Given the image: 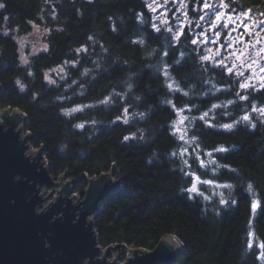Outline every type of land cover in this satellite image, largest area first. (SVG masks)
Listing matches in <instances>:
<instances>
[{
  "label": "trees",
  "instance_id": "trees-1",
  "mask_svg": "<svg viewBox=\"0 0 264 264\" xmlns=\"http://www.w3.org/2000/svg\"><path fill=\"white\" fill-rule=\"evenodd\" d=\"M188 1L193 12L198 0ZM0 4V107L27 115L32 148H45L55 178L99 177L117 167L121 188L95 218L103 248L151 252L173 235L185 247L174 264H264V115L252 110L264 108V89L241 100L234 79L199 60L188 30L174 42L165 25L153 28L148 0ZM229 7L264 18V0H230ZM34 28L46 32L45 49L24 57L18 39ZM169 101L188 117L184 142ZM194 182L198 192L189 193ZM86 188L83 181L74 194L83 199Z\"/></svg>",
  "mask_w": 264,
  "mask_h": 264
},
{
  "label": "water",
  "instance_id": "water-1",
  "mask_svg": "<svg viewBox=\"0 0 264 264\" xmlns=\"http://www.w3.org/2000/svg\"><path fill=\"white\" fill-rule=\"evenodd\" d=\"M27 124L19 109L0 107V264H174L184 254L173 235L151 252L122 244L103 248L95 218L101 203L121 188L116 165L99 177L57 179L45 148L33 151ZM83 181L87 188L79 199L74 192ZM119 252L129 253L124 263Z\"/></svg>",
  "mask_w": 264,
  "mask_h": 264
},
{
  "label": "snow or ice",
  "instance_id": "snow-or-ice-1",
  "mask_svg": "<svg viewBox=\"0 0 264 264\" xmlns=\"http://www.w3.org/2000/svg\"><path fill=\"white\" fill-rule=\"evenodd\" d=\"M167 3V0H165ZM230 0L229 3H225L224 0H219V2H214V0H198L197 3V11L202 12V15H199V21H204L208 23V27L205 28L204 25L200 22L195 23L194 28L199 29V31L192 30L189 32V36L191 37L190 43L195 45L196 47L193 49L194 52H199V60L201 62H206L207 64H211L213 67L220 68L222 73H226L229 76H235L236 82L239 85L240 89H249L258 90L256 85L251 83L252 80H259L260 81V89H264V76L259 75V73H264V63H259L257 59L253 58V54L255 57H259L260 60H264V56L261 54L264 53V46L257 48L258 44H261V39L258 37L260 36V32H264V21L256 22L250 15L251 9H244L239 12L235 13V18H233V10L230 9ZM4 5L0 4V8H3ZM149 8H152V5H148ZM187 3H180L176 5L177 10L183 9V15L185 19L183 21H179L176 24V31L174 32L172 27H168L169 21L164 20L163 23L166 26V30L171 33L172 39L174 42H179L180 37L184 35V28L187 25L190 29H193V22L188 19L187 13ZM155 11V9H152ZM227 10V14L226 11ZM264 15V14H262ZM207 18V19H206ZM245 19L247 23H245ZM229 23L232 24V27H229ZM253 25L251 30H249V26ZM153 28L157 32L160 31V28L156 25H153ZM243 29V31H241ZM227 30V33L224 37V42H220L221 31ZM258 30V31H257ZM237 33L236 37H233V33ZM247 36L248 39L245 40L244 37ZM188 37H186L187 39ZM143 43V41H140ZM240 45H243L241 47ZM231 49V51H229ZM251 49V51H249ZM79 51V50H78ZM86 51V49H85ZM164 55L167 56L168 53L164 52ZM181 58H183L184 53L181 52ZM244 57V59H242ZM251 61V62H249ZM179 63V61H177ZM255 65V67H253ZM259 70V71H257ZM87 71V70H85ZM245 72H248V75H245ZM165 76H168L167 72V65H165ZM54 82V81H53ZM19 83V82H18ZM231 86V84H229ZM23 87V86H21ZM169 89H173V84H168ZM177 91H183L179 89L178 86L175 89ZM220 91V89H217ZM184 95H188L187 92L183 93ZM236 95L241 100H247L248 97L246 95H241L239 92ZM106 101H102V103H106ZM168 103L172 104L171 101ZM228 103H233L232 101H228ZM172 107L176 109L175 104H172ZM221 105H213L212 108H219ZM253 111H258L262 115H264V108H256L253 106ZM71 111H77V109H72ZM184 111L183 108L176 109L177 114L179 115ZM211 111V109L209 110ZM125 114H127V109H124ZM209 112H204L199 119L205 120V117H208ZM119 119V118H118ZM187 116H183L179 124H182L184 120H187ZM195 119V117H193ZM243 120H248L249 117L245 115L242 117ZM125 122H127L125 120ZM208 123V121H205ZM234 125L233 124H224L221 127L225 129H231ZM255 127V125H252ZM78 127H83V125H78ZM180 129L177 128V131ZM180 140H184L185 136L183 134L180 135ZM128 139V137H125ZM186 143H192L191 141H186ZM198 147V145H197ZM223 149H218V151H222ZM188 151L187 147L182 148L180 151V155L183 156L184 153ZM177 153H173L176 155ZM209 155H211L209 153ZM196 159H199L197 155ZM183 163L185 165L188 164L187 160H184ZM200 164L203 166V160H200ZM185 175H192L196 182L204 183V184H211L212 181H200L198 176H195L194 173L186 172ZM196 182L192 184V186L186 189L189 193L198 192ZM221 187H228L231 188V185H223ZM249 190L251 191L252 186H248ZM203 195V193H200ZM222 195V194H221ZM205 199L209 197L205 196ZM221 203H226L225 200L221 199ZM235 203V201H233ZM256 202L253 203L252 208L253 211L256 209ZM251 243H249V247H251ZM261 248H264V244L260 245ZM264 257V253L261 254Z\"/></svg>",
  "mask_w": 264,
  "mask_h": 264
},
{
  "label": "rangeland",
  "instance_id": "rangeland-1",
  "mask_svg": "<svg viewBox=\"0 0 264 264\" xmlns=\"http://www.w3.org/2000/svg\"><path fill=\"white\" fill-rule=\"evenodd\" d=\"M149 1V4L152 5V8H150L152 14H153V25H156L157 27H159L160 29L162 28V26H164V23L163 21L164 20H168L169 21V24L168 26H171V24H173L174 26V31H176V24L179 22V21H183L185 19L184 15H183V9H180V10H177L176 8V5L177 4H180L182 2L184 3H187L188 7H187V13H188V19H190L192 22H193V29H190L187 25H185V28H184V34H185V31L188 30L189 32L192 31V30H195V31H199V29H195L194 28V25L195 23L197 22H200L204 25L205 28L208 27V23L204 22V21H199V15H202L203 13L202 12H198L197 11V7L194 8L193 12H191V7H190V3L188 0H167V3H165V0H148ZM214 2H219V0H214ZM152 9H155V11H153ZM226 11V14H227V10ZM233 18H235V15H233ZM252 18L254 19V21L256 22H259V21H264V18L262 19H259V18H255L252 16ZM207 19V18H206ZM245 23H247V20L245 19ZM229 27L231 28L232 27V24L229 23ZM253 27V25H250L249 26V30H251V28ZM155 29V28H154ZM241 31H243V29H241ZM258 31V30H257ZM46 32L40 28H34L33 32L30 34V35H27V36H24V37H21L18 39V43H19V46H20V51H21V54L24 56V57H28V56H32V55H35V54H38L42 51H44L45 47L43 45V42H42V38L44 36ZM227 33V30H222L221 31V37H220V42H224V37ZM233 37H236L237 36V33H233L232 34ZM183 37V35L180 37V39ZM259 39H261V44H258L257 45V48L261 47V46H264V32H260V36L258 37ZM245 40L248 39L247 36L244 37ZM241 47H243V45H240ZM229 51H231V49H229ZM249 51H251V49H249ZM262 56H264V53L261 54ZM253 58L254 59H257V61L259 63H264V60H260L259 57H255V54H253ZM242 59H244V57H242ZM251 62V61H249ZM206 63V62H204ZM253 67H255V65H253ZM218 68V67H216ZM259 71V70H257ZM249 73L248 72H245V75H248ZM226 76H229L228 74L225 73ZM259 75L261 76H264V73H259ZM232 79H234L236 81V77L235 76H230ZM251 83L255 84L256 85V88L258 90H260V81L259 80H252ZM251 88L249 89H240L239 88V85H238V92L240 94L244 93V92H247V91H250ZM211 112H209V115L208 117H205V120L210 118L211 117ZM183 116H187V115H184L183 113H180L178 115V120L176 121V123L174 124V129H175V133L180 137L181 134H183L185 136V139L182 140L183 142L187 139V128H186V123H187V120H184L182 124H179L178 121H180L182 119ZM177 128H179L180 130L177 131ZM33 151H36L33 149ZM204 161V159H201ZM205 165V162L204 164ZM222 185H215V189H217L219 192L224 188V187H221ZM198 189V188H197ZM45 196L48 194L45 191ZM77 195V194H75ZM79 199H81V197L78 195ZM75 202H77V200L75 199ZM128 254L129 253H126L125 255L122 256V254L119 252L118 255H120L121 257L118 259V262L119 263H124L127 259H128ZM110 260L113 261V255H111L110 257Z\"/></svg>",
  "mask_w": 264,
  "mask_h": 264
}]
</instances>
